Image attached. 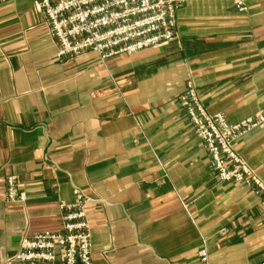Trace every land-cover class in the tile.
<instances>
[{
    "label": "crops",
    "instance_id": "1",
    "mask_svg": "<svg viewBox=\"0 0 264 264\" xmlns=\"http://www.w3.org/2000/svg\"><path fill=\"white\" fill-rule=\"evenodd\" d=\"M242 1L185 0L174 41L105 62H59L35 0L0 5V264L60 230L74 189L93 264L264 263L261 196L218 180L179 103L192 80L232 125L264 109V0ZM234 149L264 181V124ZM9 175L26 202H6Z\"/></svg>",
    "mask_w": 264,
    "mask_h": 264
},
{
    "label": "built area",
    "instance_id": "2",
    "mask_svg": "<svg viewBox=\"0 0 264 264\" xmlns=\"http://www.w3.org/2000/svg\"><path fill=\"white\" fill-rule=\"evenodd\" d=\"M14 1L0 0V5ZM184 3L185 0H35V8L57 46L59 62L89 52L105 62L174 41L177 14ZM236 6L240 12L248 10L242 0H237ZM179 103L207 151L218 180L244 186L261 196L264 203V181L234 149L239 137L264 124V109L232 125L223 113H207L192 80L187 82ZM5 184L8 204L26 202L27 196L14 176H7ZM73 195L72 204L60 205L59 231L24 238L19 251L1 264H93L92 229L87 216L91 199L80 189H74ZM229 232L221 230L225 236ZM199 255L208 261L206 251Z\"/></svg>",
    "mask_w": 264,
    "mask_h": 264
}]
</instances>
